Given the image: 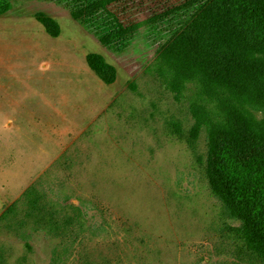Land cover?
<instances>
[{"label": "rangeland", "instance_id": "374dc122", "mask_svg": "<svg viewBox=\"0 0 264 264\" xmlns=\"http://www.w3.org/2000/svg\"><path fill=\"white\" fill-rule=\"evenodd\" d=\"M178 2L0 0V264H264L206 177L217 98L158 56Z\"/></svg>", "mask_w": 264, "mask_h": 264}, {"label": "trees", "instance_id": "16d2710c", "mask_svg": "<svg viewBox=\"0 0 264 264\" xmlns=\"http://www.w3.org/2000/svg\"><path fill=\"white\" fill-rule=\"evenodd\" d=\"M172 8L158 18L192 11L158 56L217 98L223 115L207 125L206 177L240 223L246 248L264 263V123L250 111L264 113V0H179ZM42 22L49 35L58 36L55 21ZM89 63L100 75L101 58ZM201 123L202 118L192 137Z\"/></svg>", "mask_w": 264, "mask_h": 264}]
</instances>
